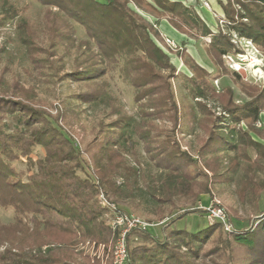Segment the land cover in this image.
I'll return each mask as SVG.
<instances>
[{
	"label": "trees",
	"instance_id": "trees-1",
	"mask_svg": "<svg viewBox=\"0 0 264 264\" xmlns=\"http://www.w3.org/2000/svg\"><path fill=\"white\" fill-rule=\"evenodd\" d=\"M40 1L58 7L65 20L64 23L48 20L52 45L61 40L75 42L73 28L67 20L70 17L85 27L99 49L100 59H89L83 68L81 64V68H75L66 76L93 80L103 76L107 68H119L125 79L135 86V99L148 101L144 111L151 119L145 120L150 123L145 124L141 134L156 164L167 169L162 184L154 188L153 196L156 193L163 195L162 201L184 196L195 203L201 193L210 192L208 184L198 187L196 178L202 170L198 158L180 148L174 133L156 130L151 122L153 118L169 119L176 127L180 120L172 86L177 68L170 55L157 43L160 41L169 46L154 24L163 18L190 38L204 39V51L212 70L202 66L185 50L186 42L181 50H176L193 72L190 91L195 97L217 100L227 114L225 116L229 117L227 122L235 124L230 130L232 138L216 132L215 126H207L208 136L201 152L217 150L218 145H226L231 140L233 147H253L257 152L255 161L258 165L255 166L262 165L264 144L255 140L252 133L264 139V128L257 124L264 111V84L246 80L230 69L224 55L241 51L232 42L231 31L251 39L264 54V0H219L228 21L227 29L231 30L227 33L220 28L214 32L201 17L196 9L200 0L194 5H186L180 0ZM139 10L155 16L156 22L148 20ZM19 12L20 8L5 0L0 10V26L14 19ZM18 22L24 28L22 41L30 55L40 53L42 48L36 43L31 25ZM224 77L231 82L223 83L218 89L213 81ZM236 88L246 97L242 102L235 100ZM8 93L0 95V207L13 209L14 221H0V264H99L76 252L74 245L80 238L115 240L118 231L107 224L104 214L114 215L111 204L119 211L129 212L122 206L129 207L132 199L142 191L139 166L128 156L129 149L125 146L131 139L128 121L132 118L121 115L124 119L114 121L110 132L100 131L99 136H95L97 143L92 164H89L81 157L77 143L59 123L58 116L32 103L33 91L21 86ZM100 95L99 89L79 94L84 100L98 99ZM199 105L204 111L209 110L204 102ZM9 115H13L14 127L7 121ZM118 121L122 123L117 133ZM40 148L46 153L33 161L30 156ZM23 157L29 158L35 166L27 179L14 163ZM205 165L215 174L221 168L214 161ZM79 170L84 176L78 173ZM252 177L254 180H250ZM252 177L244 180L243 194L246 196L249 188L253 189L252 196L258 200L264 190V181L258 180L255 174ZM120 178L122 182H119ZM101 193L106 195L110 205L101 202ZM204 211L206 209L193 208L180 212L163 225L161 236L152 232V226L130 230L126 237L128 264H219L215 258L207 260L206 256L212 251L225 253L226 264H233L230 242L249 249L258 247L254 254L259 258L248 264H264V211L255 229L246 232L237 229L228 214L234 229L227 232L226 238L217 235L216 245L209 251L204 250V243L217 230L224 229L221 221L215 220L194 232L170 227L188 214ZM134 238H137L135 242Z\"/></svg>",
	"mask_w": 264,
	"mask_h": 264
},
{
	"label": "rangeland",
	"instance_id": "rangeland-1",
	"mask_svg": "<svg viewBox=\"0 0 264 264\" xmlns=\"http://www.w3.org/2000/svg\"><path fill=\"white\" fill-rule=\"evenodd\" d=\"M4 1L0 0V10ZM7 1L20 8V12L14 19L4 26H0V95H4L6 92L11 94L12 89H19L21 86L33 91L32 103L38 107L45 108L52 115L58 116L59 123L73 138V141L77 143L81 157L89 164H92V153L97 143L95 136H99L100 131L110 132V129L113 128L112 125L115 124L114 121L124 119L121 115L123 117H131L132 119L128 121L131 139L125 146L129 149L128 156L139 166V183L142 191L138 193L137 197L132 199L129 207L120 205L123 208L126 207L124 209L129 212L152 223L151 230L154 234L161 236L163 225L180 212L193 208H201L202 210L203 208L206 211L188 214L170 226L171 228L173 226L185 228L190 232L198 231L212 223L207 214V207L211 206L223 207L237 229L245 232L255 229L258 220L263 218L264 190L261 191L259 199L256 200L257 197H253V189L249 188L250 191L245 196L242 188H244V180L250 179L253 174L258 180L264 181V162L261 163V166L256 167L255 165H258L255 161L257 157L256 150L253 147L246 149L243 146L233 147L234 141L232 143L231 140L226 145H218L217 150L201 152L202 145L208 136L207 126H215L216 132L224 133V135L232 138L230 130L234 128L235 124L230 121L227 122L229 117L225 116L227 114L217 100L208 97H195L194 92L190 91L192 88L190 76L193 75V72L185 65L183 59L178 56L176 51L178 49L181 50L183 44L180 45L167 33L162 32L161 22L158 24L154 23L157 20L155 16L139 10L148 20L155 24L164 39L170 38L175 43V46L169 47L156 40L164 51L170 55L171 62L177 68L176 76L172 78V86L178 103L180 120L176 127L169 119L153 118L151 122H153L156 130L160 131L163 129L166 133H174L180 148L189 152L193 158H198L202 168L196 178L199 182L198 187L203 188L204 184H208L210 192L201 193L195 203L192 202V199L184 196H175L170 201H162L163 195L158 193L153 196L154 188H159L162 184L167 169L156 164L141 134L142 128L149 122L145 120L151 119V116L145 114L144 111L148 107V101L143 99L138 102L135 99L137 91L135 86L125 79L119 68H107L103 76L93 80L66 76L75 68H81V64L83 68L89 59L101 58L97 45L89 38L85 27L66 16L73 28L72 32L75 42L61 40L52 45L48 20L56 19L63 23L65 22L63 15L58 12V7L44 4L40 0ZM200 2L203 7L211 8L210 2L209 6L204 5L201 0ZM212 18L214 19L212 22L214 32H217L218 28L226 33L231 31L227 29L228 21L224 13L222 15L214 13ZM18 20L25 21L27 25H31L36 43L42 48L40 53L33 56L30 55L26 44L22 41V36H25L23 35V33L25 34L24 28L19 25ZM195 46L203 54L204 39L196 40ZM185 50L190 55L192 52L195 55V57L191 55L194 59H199L194 46H185ZM252 51V48H246V53H251ZM258 54L261 58H264V54L260 50ZM195 60L197 61V59ZM224 61L229 67L228 59L224 57ZM261 68L264 70V65ZM207 69L212 70V68ZM239 73L246 80L264 84V80L254 77L248 67ZM230 82L228 77L213 81L218 89L222 87L223 83ZM94 89L101 90V95L98 99L84 100L79 96V94L87 93ZM235 95L237 102H242L246 99L237 88L235 89ZM199 102H204L209 110L206 108L207 110L204 111ZM7 121L14 127L13 115H9ZM121 123L122 121L116 123L117 128L115 130L117 133L120 130ZM257 124L262 127L260 122ZM172 129H174V132ZM45 153V150L40 148L30 158L36 161ZM234 158H236L235 161H233ZM212 161L216 164L218 163L219 167L221 166L220 173L215 174L205 165L207 162ZM14 163L19 171L24 172L22 175L24 179H27L35 168L27 157H23ZM235 163L234 169L230 170ZM89 169L92 172L90 167ZM78 173L84 176L82 171L79 170ZM250 180H254V178L252 177ZM119 182H122L121 178ZM162 215L164 217H161ZM103 217L106 219L107 224L111 225L113 217L111 213L108 212ZM0 221L4 223L14 221L13 209L0 207ZM227 232L229 231L225 230V227L221 231L217 230L204 243V250H213L216 245L215 237L220 235L226 238ZM115 240L105 242L91 238H80L74 245V249L79 254L89 256L92 263L113 264ZM136 240L137 238H134L133 241L135 242ZM231 246L233 247V255L230 258L233 264H248L255 258H259L258 255L254 254L258 247L249 249L246 246L230 242ZM206 258L209 261L215 258V262L219 264L228 262L227 255L218 251H212Z\"/></svg>",
	"mask_w": 264,
	"mask_h": 264
},
{
	"label": "built area",
	"instance_id": "built-area-1",
	"mask_svg": "<svg viewBox=\"0 0 264 264\" xmlns=\"http://www.w3.org/2000/svg\"><path fill=\"white\" fill-rule=\"evenodd\" d=\"M204 5L209 6L208 0H201ZM167 44L172 47L175 43L170 38H165ZM232 42L236 44V47L241 51L236 53H227L224 55L228 59L229 64H240L241 70H246L249 62L247 60L241 59L242 56H248L250 54H256L259 56V49L255 46L251 39L241 37L238 33L232 32ZM250 42V43H249ZM252 48L251 53H246V48ZM236 58V60H235ZM264 80V79H263ZM101 202L103 204H111L109 200L105 197L103 193L100 195ZM113 207L114 215H112L111 226L118 231L117 238L113 246V264H128V248L126 237L130 230L134 228L145 229L152 226L153 224L147 220L142 219L140 216L126 211H119L116 209L114 204ZM207 214L210 220L213 222L215 220L221 221L225 227V230L231 232L233 224L230 222L226 210L221 206H211L207 207Z\"/></svg>",
	"mask_w": 264,
	"mask_h": 264
},
{
	"label": "crops",
	"instance_id": "crops-1",
	"mask_svg": "<svg viewBox=\"0 0 264 264\" xmlns=\"http://www.w3.org/2000/svg\"><path fill=\"white\" fill-rule=\"evenodd\" d=\"M182 2H184L186 5H194L196 4L197 0H180ZM210 4H211V8L207 9L205 7H203L200 4L196 5V9L198 11V13L201 15V17L208 23V25L213 29L214 26L212 24L213 22V14L216 13V14H219V15H222L224 12H223V9L221 7V5L219 4V0H209ZM160 26H161V31L162 32H165L167 33L171 38H173L176 42H178L180 45L183 44V42L185 43L186 42V47H188L189 45L191 46H194L197 50V45L195 46V42L196 40L190 38L189 36H187L186 34L184 33H181L180 31H178L176 28H174L169 22L167 19H162L160 21ZM197 54L199 56V59L198 58H195L197 59V62L200 63L201 65H203L204 67H207V68H212L211 64L208 62L207 60V56H206V53L205 51H203V54L200 53L199 50H197ZM191 55L193 57H195V55L191 52ZM264 111L261 112L260 114V123L262 125V128H264ZM252 137L255 139V140H258L262 143H264V139L257 136L256 134L252 133Z\"/></svg>",
	"mask_w": 264,
	"mask_h": 264
},
{
	"label": "clouds",
	"instance_id": "clouds-1",
	"mask_svg": "<svg viewBox=\"0 0 264 264\" xmlns=\"http://www.w3.org/2000/svg\"><path fill=\"white\" fill-rule=\"evenodd\" d=\"M241 59L249 60V56H242ZM254 65H264V58L257 59L255 56H252L248 66H247L249 68V70L251 71V74L254 77L264 79V70H262L259 67H253ZM229 67L236 70V71L240 70V64L233 63V64H230Z\"/></svg>",
	"mask_w": 264,
	"mask_h": 264
},
{
	"label": "bare ground",
	"instance_id": "bare-ground-1",
	"mask_svg": "<svg viewBox=\"0 0 264 264\" xmlns=\"http://www.w3.org/2000/svg\"><path fill=\"white\" fill-rule=\"evenodd\" d=\"M248 56H249V60H248V62H250L252 56H255L257 59H261V57L258 56V55H256V54H250V55H248ZM261 66H262V65H254L253 67H259V68H261ZM261 69H262V68H261ZM262 70H263V69H262Z\"/></svg>",
	"mask_w": 264,
	"mask_h": 264
}]
</instances>
